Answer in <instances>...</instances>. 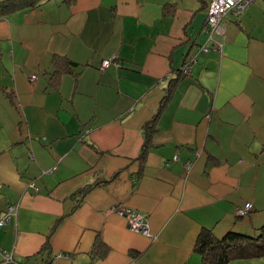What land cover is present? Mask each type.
Returning a JSON list of instances; mask_svg holds the SVG:
<instances>
[{"label":"crops","instance_id":"1","mask_svg":"<svg viewBox=\"0 0 264 264\" xmlns=\"http://www.w3.org/2000/svg\"><path fill=\"white\" fill-rule=\"evenodd\" d=\"M209 1L32 0L0 15V215L18 204L0 246L15 262L201 264L202 229L257 234L264 0L226 17L221 54H199L178 76L205 41ZM111 57L121 66L100 73ZM117 205L142 213L149 237L108 211Z\"/></svg>","mask_w":264,"mask_h":264},{"label":"trees","instance_id":"2","mask_svg":"<svg viewBox=\"0 0 264 264\" xmlns=\"http://www.w3.org/2000/svg\"><path fill=\"white\" fill-rule=\"evenodd\" d=\"M254 2H256V0L251 2L247 6V8L250 5H252ZM32 5H33L32 0H5L2 3L0 2V15H4L19 7H26V6H32ZM247 8L242 12V14L238 18L236 19L231 18V19L238 20L243 15V13L247 10ZM206 14H207V10H206ZM226 17H229V16L224 15L222 18V23L224 25H226L225 23ZM205 28H208V26L204 22L202 30L205 33V36H207V32ZM205 40H206V37H205ZM201 44L198 46V50L196 51V53H194V55H196L195 63L197 62V57L199 56V54H202V53H198ZM223 47H222V50H223ZM211 51L216 52L212 49ZM101 61L97 69L100 73H104L109 67L103 70L100 67ZM113 61H116V60H113ZM110 67H113V66H110ZM179 75L180 74H178V76ZM170 88L171 87H169V89L166 90L164 101L168 100L171 94L173 93V92L171 93ZM210 115L211 113L207 114L206 118L209 119ZM154 122H155V116L148 123H145V126H144L145 128L144 142H143V145L141 147V150L139 152V157H138L139 160H141L142 162L144 161L145 154L150 148L151 133L155 131ZM94 185L95 184L86 185L83 188L79 189L77 192H75V194L77 193L83 196L85 195V193L91 190L94 187ZM47 243L42 247V250L48 249ZM98 246L102 247L103 249L102 251H98L97 254L100 256H103L107 252V248L101 243H99ZM193 251L200 256L201 264H229L230 262L236 261V260H248V259H256V258L264 257V224L260 226L255 236L245 235V234L237 233L234 231H228L223 236L218 237L211 230L204 228L199 232V234L196 237V240L193 246ZM64 255H67V254H64ZM62 257H65V256H62ZM40 264H48V263L41 262Z\"/></svg>","mask_w":264,"mask_h":264},{"label":"built area","instance_id":"3","mask_svg":"<svg viewBox=\"0 0 264 264\" xmlns=\"http://www.w3.org/2000/svg\"><path fill=\"white\" fill-rule=\"evenodd\" d=\"M254 0H211L209 7L207 9V14L205 18V24L208 26L206 29L207 36L204 43L201 44L198 53H207L214 50L218 54H221L222 47L225 44V31L226 25L222 23V18L224 15H228L230 18H238L242 12L247 8V6ZM115 57L104 59L101 61V68L103 70L110 66L119 67V62ZM196 61V55L191 56V58L185 63L186 65L180 69V75H188L192 64ZM36 79V76H31V80ZM173 160H178L177 156L173 157ZM189 163L186 164V167ZM252 209L250 203H245L242 206L235 208V215L237 217H242L248 215ZM18 210V204H8L4 211L0 215V229L3 228L11 219L15 218ZM110 213H115L124 216L127 222V227L129 230L139 232L142 235L149 237V226L147 219L142 214L132 211L129 208L123 207L121 205L113 206L108 210ZM0 255L3 258V264H19L14 261L13 254L9 251L0 247ZM66 256L62 253H58L56 258ZM33 264V263H27Z\"/></svg>","mask_w":264,"mask_h":264},{"label":"rangeland","instance_id":"4","mask_svg":"<svg viewBox=\"0 0 264 264\" xmlns=\"http://www.w3.org/2000/svg\"><path fill=\"white\" fill-rule=\"evenodd\" d=\"M113 56H115V55H113ZM118 206V205H117ZM122 206V205H121ZM113 207V206H112ZM124 207V206H123ZM127 208V207H126ZM130 210H132L131 208H129ZM4 211V210H3ZM132 211H134V210H132ZM135 212H137V211H135ZM138 213H140V212H138ZM140 214H142V213H140ZM143 215V214H142ZM119 216H121V215H119ZM144 216V215H143ZM245 216H247V214L246 215H244V216H242V217H245ZM123 218H125L124 216H122ZM146 218V217H145ZM125 221H126V219H125ZM133 231V230H132ZM133 232H135V233H137V234H140L139 232H136V231H133ZM140 235H142V234H140ZM142 236H145V235H142ZM1 247V246H0ZM2 248V247H1ZM9 253H11L12 254V252H9ZM0 258H1V264L3 263V258H2V256L0 255ZM248 260H251V259H248ZM253 264H264V257H260V258H256L255 260H252L251 261ZM251 263V264H252Z\"/></svg>","mask_w":264,"mask_h":264},{"label":"bare ground","instance_id":"5","mask_svg":"<svg viewBox=\"0 0 264 264\" xmlns=\"http://www.w3.org/2000/svg\"><path fill=\"white\" fill-rule=\"evenodd\" d=\"M210 2H211V0L209 1L208 5H207V9H208V7H209ZM107 59H108V58H107ZM102 60H104V59H102ZM120 66H121V64H120ZM120 66H119V67H120ZM115 68H117V67H115Z\"/></svg>","mask_w":264,"mask_h":264}]
</instances>
